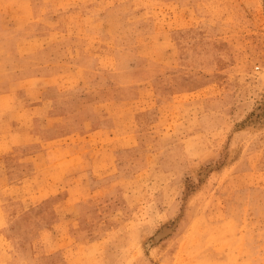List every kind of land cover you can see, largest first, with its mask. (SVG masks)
<instances>
[{
  "label": "rangeland",
  "instance_id": "obj_1",
  "mask_svg": "<svg viewBox=\"0 0 264 264\" xmlns=\"http://www.w3.org/2000/svg\"><path fill=\"white\" fill-rule=\"evenodd\" d=\"M0 264H264V0H0Z\"/></svg>",
  "mask_w": 264,
  "mask_h": 264
}]
</instances>
